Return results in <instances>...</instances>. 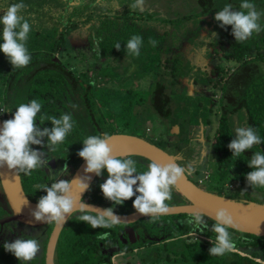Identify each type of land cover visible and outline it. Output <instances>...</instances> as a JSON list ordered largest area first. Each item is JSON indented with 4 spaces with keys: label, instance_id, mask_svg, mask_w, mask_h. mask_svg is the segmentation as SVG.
<instances>
[{
    "label": "trees",
    "instance_id": "1",
    "mask_svg": "<svg viewBox=\"0 0 264 264\" xmlns=\"http://www.w3.org/2000/svg\"><path fill=\"white\" fill-rule=\"evenodd\" d=\"M61 1L57 0V4H43L44 7H39L35 3V0H0V6L12 3H24L26 8L21 14L28 19L31 25V31L26 42V47L31 55V61L27 66L23 68L12 67L4 54H0L2 55V59H0V108L3 109L2 114L0 113V120L11 119L16 107L21 103H28L33 99L38 100L42 104L41 112L37 114L36 118V124L41 129L52 127L47 121H44V124L41 125V116L46 115L59 118L64 113H70L74 120V127L67 135L65 141L54 146V150H52L53 152H61L62 160L68 165L71 164L72 171L65 179L68 180L73 171L83 161L78 157L77 153L82 149V142L88 135H103L107 133L110 136L113 134H127L144 139L136 135L135 131L133 132L137 123L136 119L141 114L145 115V117H142L145 131L150 130L148 127L150 124H147L150 115L154 117L159 116L162 120L169 121L168 123L172 126L176 125V120L172 122L169 119L172 116L179 115L180 111H184L183 107L189 105L191 96L187 97L185 94L176 95L177 93L174 89L180 78H189L193 80L194 84L200 83L207 88L214 89L219 94L218 99H214L213 96L202 95L192 98L194 101H197V111L200 108L205 114L211 113V118H214L216 121V128L214 132L213 130L211 131L213 136L210 144V153H208L215 162L214 173L224 188L228 184H234L232 186V196H225L221 193L216 194L230 200L264 204V187L256 186L251 188L247 185L245 179L247 173L252 170L247 166V160L251 158L253 152L260 150L264 153V71L262 70V66H264V31H261L259 34L254 33L248 40L239 42L235 41L231 35V26L221 28L218 22L215 21L218 30H215V35L211 37L213 42L215 41V44H212L211 47L196 48L201 52L198 58L192 59L190 54L192 48L185 46L182 49L171 48L164 43L166 34L155 33L156 35L150 38L146 30L136 29L137 32L134 31L133 35L142 37L141 48L150 46L152 49L158 51L156 54V58H158L157 62H155V58L150 63H147L148 72L143 73L145 75L143 76L144 78H149V76L154 78L155 82L151 80V84L155 86L151 94L142 100L140 93L135 96L134 93L129 94V91H125V95H119L120 91L118 89L113 88L111 84H102V80H98V78H108L111 75L110 73L117 76L123 74L122 72L99 71V67L106 64L101 65L103 61L117 60L116 58L120 56V50L112 51L115 57L106 55L104 46V42L106 41L103 38V33L115 32L117 25H112L114 28L112 29L103 20L107 18L102 14H98L96 17H88L79 23L77 19L79 14H74L67 4L62 5ZM233 1L224 0L221 7ZM235 1L239 4L242 2V0ZM252 1L250 0V2ZM233 10H240L239 6H233ZM3 14L0 11V16ZM60 15L61 18H59ZM187 19L180 16L178 17L179 23H176V32L180 35L185 34L184 39L186 40H188L187 32L184 33L180 28L182 25L185 26V29L188 28ZM84 23H89L88 29H93V31L86 33ZM94 23L97 24L94 26L92 25ZM112 23H115V21L110 22V24ZM261 23L264 25V18H262ZM142 32L147 37L143 36ZM0 33H2V26H0ZM84 34H87V39L83 36ZM113 35L120 38L119 33H113ZM69 39H72L76 45V49L74 48V50L78 53L81 52V55L86 59L83 62L84 66L79 70L73 69L74 66L71 58L67 57L64 53V47L68 45ZM153 39L158 42L156 47H153L150 43V40ZM127 41L123 43L113 39L107 40V42L114 45L119 43L122 47ZM144 44L146 46H143ZM208 49H211L212 52L207 51ZM159 51L160 54L158 55ZM145 53L141 51L140 55ZM184 56H187L186 61ZM176 58L178 61L175 60ZM203 60L209 66H214L213 68L210 67L209 75L202 72L200 64ZM177 66L180 68H177ZM190 73L191 75H189ZM102 88L105 90L97 93V90ZM105 95L109 96L112 108L103 111L100 107L103 101L99 102L97 96L104 98ZM121 98L125 100L122 101ZM73 105H75V108L72 107ZM122 105L123 108L121 109ZM238 120L241 124L246 123L248 126H252L261 138L262 143L254 145L251 150L245 151L240 156H232V152L227 146L234 138V127ZM211 124L207 120V126ZM191 127V124L186 125V129H190ZM199 127H202L204 131L202 124L194 127L192 130L198 131ZM149 143L162 150L164 149L155 142ZM177 150L180 151L178 148ZM129 157L138 162L136 165L138 172L147 170V166L151 163L141 157ZM195 172L197 173L198 171ZM32 175H34L32 177L33 180L28 181L27 184L33 182L40 184L45 181L42 179L43 175L38 173V170H33ZM106 179L107 176L105 177ZM201 179H198V184H200L199 181ZM100 182L103 183V181ZM202 183H204L203 179ZM198 184L195 185L198 186ZM98 190H100L99 187ZM242 191L244 192L243 194H261L263 200L255 201L251 198L243 200L241 197ZM92 192L96 195L94 191ZM99 196L101 199H105L101 191L99 192ZM97 198L94 199L95 205L104 208L113 207L116 214L126 215L135 211L132 207L135 196L125 201L122 205H113L108 200L103 201L105 205H98L103 202ZM37 201L35 199L32 202L37 204ZM166 203L169 206L187 204L182 197L175 193L174 189L172 199L166 201ZM80 214L78 211L71 215L62 231V237L58 246L60 264H64L62 262L64 253L62 252L61 254L60 245L64 249V231L68 224L72 222L76 225L79 223L82 227L76 231L75 237L77 239L65 242L67 256L71 258L66 264H103L106 261L108 264H111L109 257L105 258L100 254L92 253V251H97L98 242L101 241V234L108 232L110 237H114L116 228L121 229L125 224H117L115 225L117 226L116 228L92 229L88 226L86 229L83 226L87 224L80 222L78 219ZM160 218L157 217V219ZM168 218L174 221L172 223L173 229L169 230V235L166 234L163 245L142 252V256L140 257L141 264H256L255 257L258 256L262 259L261 255H264L263 237L240 233L228 228L235 243V251L238 252L229 251L222 256H210L208 252V249L212 246L210 240H214L216 235L210 231L212 224L215 223L214 221L204 216L208 223V229L203 233H196L191 228L192 226L185 222L191 216L176 215L168 216ZM141 220H146L144 223L148 227L149 233L154 237L162 236L161 233L167 226L166 222H161L158 225V221H154L156 218H144ZM141 220L140 222H142ZM179 220H184L183 225L178 224ZM127 233L129 236L131 235L130 231ZM190 234L202 236L209 240V242L199 239L189 241L186 238ZM184 236L186 238L182 240ZM170 239L174 242L180 240L179 244L181 243V245L179 248L176 247L168 251L165 242ZM145 241L147 240L145 239ZM147 243L130 245L131 249L129 251L134 248L143 247ZM152 244L155 245V243H149L146 245L147 248ZM239 252L244 253L246 256L240 255ZM75 254L77 255L76 258L74 257Z\"/></svg>",
    "mask_w": 264,
    "mask_h": 264
},
{
    "label": "clouds",
    "instance_id": "2",
    "mask_svg": "<svg viewBox=\"0 0 264 264\" xmlns=\"http://www.w3.org/2000/svg\"><path fill=\"white\" fill-rule=\"evenodd\" d=\"M146 0H134L129 5L132 10H142ZM119 7V6H117ZM26 8L22 2L0 6L4 14L0 16V53L8 59L12 67L23 68L31 61V55L26 47L31 25L21 13ZM240 10H233L231 4L215 13L214 19L221 28L231 26V35L235 41L244 42L254 33L264 31L261 21L264 11H258L256 5L250 0H242ZM213 35H215L213 33ZM208 38V37H205ZM153 47L157 46L156 40H150ZM142 46V37L132 36L125 47L130 55L139 56ZM121 44L117 43L115 49L120 50ZM75 108V105L72 106ZM42 104L33 99L28 103H21L15 108L12 118L0 124V168L15 169V175L23 173L31 175L33 170L48 164L45 159L47 153L33 149V145L47 147L54 150V146L63 143L74 127V120L70 113H64L59 118L55 116H41L40 124L49 122L52 127L40 128L37 126V114L41 112ZM234 138L228 144L232 156H240L245 151L251 150L254 145L262 143L261 138L252 126L241 124L239 120L234 127ZM46 138V143H45ZM112 137L107 133L103 135H88L82 142V149L77 155L85 162V177L72 180L57 179L50 186L36 185L37 190H42L46 195L41 196L31 216L37 222L56 223L63 225L73 212L79 211L78 219L92 229L111 228L123 221L116 215L113 207L95 208L86 204L81 194L89 189L87 174L94 173L97 177L104 172L107 179L99 185L105 199L113 205H122L125 201L135 196L132 207L141 216L151 219L170 211L166 201L172 199L174 186L191 174V167H182L179 163L167 164L150 163L147 170L138 172L137 162L130 158L114 155L110 142ZM247 166L252 169L245 179L249 187H264V153L260 150L253 152L247 160ZM67 172V167L63 169ZM134 186H136L134 188ZM73 189L78 197L72 195ZM244 192L242 191L241 194ZM204 213L194 211L191 218L186 221L194 231L203 233L208 229ZM215 220L210 229L215 233L212 246L208 249L210 256H222L226 252L235 251V243L228 231L233 226V217L225 208H219L214 216ZM108 233L101 234L105 239ZM4 250L11 253L20 264H28L36 258L40 251L39 241L34 237L17 238L13 242H5ZM256 264H264V259L255 257Z\"/></svg>",
    "mask_w": 264,
    "mask_h": 264
},
{
    "label": "rangeland",
    "instance_id": "3",
    "mask_svg": "<svg viewBox=\"0 0 264 264\" xmlns=\"http://www.w3.org/2000/svg\"><path fill=\"white\" fill-rule=\"evenodd\" d=\"M92 0H90L91 2ZM98 1V0H97ZM74 0H62L60 3L62 5H64L65 3L67 4V6L71 9V11L74 14H79V16L77 17L79 23L81 19H86L88 18L91 14H88L87 11L89 12L91 9V4L89 2V0H77L76 2H74ZM85 2V3H84ZM110 9L111 6L116 8L117 5L119 4L120 7V3H123L124 1L122 0H108ZM134 1L132 0H127V6H128V10L126 12H124L123 15H121L120 20H118V15L117 12L115 10H109L110 13L113 15V19L112 20H108L109 24L108 26H111L112 29H114L112 27V25H117V29L116 31L119 32H109V33H103V38H104V46H105V51H106V55L110 56V57H115L112 54V51H117L115 49V45L111 44L109 42H107V40L109 39H113L115 41H121V42H125L127 40H129L133 35V32H137V28L134 24H130V22L132 21V17H134L135 13H138V10H132L129 5L131 3H133ZM35 3L40 7H44V5H53V4H57V0H35ZM84 3V4H83ZM89 3V7L86 11H84V13L82 12V10L84 9L83 5ZM44 4V5H43ZM83 4V5H82ZM103 5H104V0H103ZM95 4L92 5V8L94 9ZM47 7V6H46ZM64 7V6H62ZM59 7V8H62ZM98 7V6H97ZM150 8L151 7V3L150 2H146L145 3V8ZM119 9V8H118ZM71 12V13H72ZM72 13V14H73ZM102 12H99V15H101ZM119 14V13H118ZM149 16L153 19L155 17L154 13L149 14ZM59 18H61V15L59 16ZM103 19V18H102ZM82 21V20H81ZM111 21H115V23L110 24ZM122 23V25L125 26L126 30L120 31L119 28V24ZM97 23H94L92 25H96ZM85 26V32L89 33V31H93V29H88L89 25L87 23H84ZM146 31L148 32V37H152L153 35L155 36V32H153L152 28H148L146 29ZM113 33L115 34H120V38L118 36L113 35ZM143 33V32H142ZM86 39H87V34L83 35ZM143 36L147 37L144 33ZM128 42V41H127ZM126 42V43H127ZM125 44H123V47H120V51H119V57L116 58L117 60H106L103 61L101 63V65L105 64L104 66H100L99 71L102 72H122L123 74L120 75H115L113 73H110L111 75H109L108 78L104 79V78H98V80H102L101 82H103L102 84H111L113 86V88L115 87L116 89H118L119 95L122 94H126L125 91H129V94L134 93L135 96L138 95L140 93V96L143 99H146V96H149L151 94V91H153L154 86L152 85V81H154L153 77L149 78H144L143 76H145V72H148V66L146 65L147 63H150L152 60H154L157 56V52L156 49H152L150 46L147 47H142L140 49L141 51L146 52L143 55H139V56H135V55H130L125 47ZM103 46V47H104ZM143 46H146L145 44ZM74 48L76 49V45L74 44V42L72 41V39H69L68 41V45L64 47L65 51L64 53L66 54L67 57L71 58V62L73 64V69H77L79 70L81 67L84 66V61L86 60L82 55L81 52H77L74 50ZM155 50V51H154ZM207 51H209L210 53L212 52L211 49H208ZM194 51L192 50V53ZM112 54V55H111ZM160 54V51L158 53V55ZM149 57V58H148ZM66 58V57H65ZM157 59H155V62H157ZM58 60V59H57ZM100 60V59H99ZM173 60V58H172ZM176 61H178V59H175ZM102 61V60H100ZM174 61V60H173ZM175 63V61H174ZM202 72H204L205 74L209 75V71H210V67L213 68L211 65L209 66L206 61L203 60V62H201L200 64ZM177 68H180L179 66H177ZM262 70L264 71V66H262ZM75 71V70H74ZM193 71V70H192ZM191 71V72H192ZM197 71V70H195ZM77 73V72H76ZM144 73V74H143ZM114 76H113V75ZM142 79V80H141ZM100 82V84H101ZM155 82V81H154ZM99 83V81H98ZM150 84V87H149ZM152 85V86H151ZM105 89H99L97 90V93L99 92H103ZM174 91L178 94H185L187 95V97H190V102L188 106L183 107L184 111H180L179 115H175L172 116L169 120L170 121H174L176 120L177 124L180 125H174V126H178L179 127V132L175 133V131L173 130V127L170 123H168L169 121L167 120H162L159 116H149V121H147V124H150L149 127V131H145V126L143 124V119L142 117H145L144 114H141L137 117L136 121V125L135 128L133 129V132L135 131L136 135H139L141 137H143L145 140L149 141V142H155L159 145H161L162 148H164L163 150H165L168 154L171 155H175V157L177 158V162L185 168H188L189 166L191 167L192 171H191V175H189V179L191 182H193L194 184H198L197 181L198 179L202 178L204 183H200L198 184L199 188L211 192V193H221L224 194L225 196H232L233 195V188L232 186H234V184H228L226 185V188H224L222 186V183L219 181V179L217 178V176L214 173V169H215V162L213 161L212 157L210 154V144H211V140H212V136L213 133L211 132L213 130H215L216 128V121L214 118H211V113H203V110L199 108V111L196 110V103L197 101H194V97H199L198 95H202V96H213L214 99H218L219 94L217 92H215L214 89L210 88V87H205L200 83H195L193 82L192 79H181L178 80V82L176 83L175 89ZM97 100L99 102L103 101L102 105H100L101 110L106 111L111 109V104H110V100H109V96L105 95L104 98H100L99 96H97ZM197 99V98H196ZM121 100H125L122 99ZM176 100V98H175ZM204 104V102H202ZM202 104V105H203ZM192 105V106H191ZM202 107V106H201ZM121 109L123 108V105L120 107ZM0 113L2 114V110L0 108ZM197 118V119H196ZM197 120V122H196ZM207 120L210 121V123H212L210 126H207ZM191 124V128L190 129H186V125ZM200 124H202L204 126V131L200 129V127L198 128L199 130L195 131L192 130L194 129V127L199 126ZM209 127V128H208ZM208 128V129H207ZM207 129V130H205ZM192 130V131H191ZM129 132H131L129 130ZM204 137V138H201ZM176 148V149H175ZM180 149V151L177 150ZM124 158H130L131 157H124ZM135 160V159H134ZM136 161V160H135ZM138 163V162H137ZM195 171H198L197 173ZM102 175H105V177L107 176L106 172H104ZM101 175V176H102ZM101 176L97 177L96 181L94 182L92 191L95 192L96 195H94L95 198L99 199L101 202H103L104 200L107 199H101V197L99 196V192L100 190H98V187L100 184H102V182H100ZM102 181L104 182L105 180L102 179ZM49 183L52 184L51 181H49ZM136 186H134L135 188ZM100 189V187H99ZM242 199H253V200H257V201H262L263 198L261 196V194H242ZM105 205V204H104ZM72 221V220H71ZM142 222L140 223H144V221L146 220H141ZM154 221H158V225L161 222H166L167 226L163 229L161 235L165 236L166 234L169 235V230L172 228L173 229V225L172 223L174 221H172L170 218H168V216H161L160 219L154 220ZM187 221V219L185 220V222ZM184 220H179L178 224L183 225ZM79 225V226H78ZM78 225H76L74 222L69 223L68 226L66 227V230L64 231V237H63V245H64V249L62 248V245H60V251L61 254L62 252L64 253V256H62V262L64 264L68 263L71 258L67 256V250H66V246H65V242L67 240L73 241L75 239H77V237H75L77 234L76 231L80 230L82 227L79 223ZM86 229L88 228V225L83 226ZM116 228L117 226H113L112 228ZM129 230H131V228H129ZM186 238V236L182 237V240ZM186 239H189V241L193 240V239H199V240H205L208 241L206 238L202 237V236H198L197 234H190V236ZM159 244L163 245L162 242L163 240H158ZM180 240H177L176 242L169 240L167 242H165V244L167 245V249L168 251L173 250L174 248H179V246L181 245V243L179 244ZM62 244V243H61ZM157 244V245H159ZM173 244H177V245H173ZM159 245V246H161ZM154 245L149 246L148 248H146L145 250H139L137 253L132 252V255H117L114 256L110 259L111 264H141L140 263V257L142 256V252L146 251L147 249H151L153 248ZM64 250V251H63ZM233 252H238V251H233ZM240 255L242 256H246L244 253L239 252ZM75 258L77 257V255L75 254L74 256ZM74 258V259H75ZM261 258L264 259V255H261Z\"/></svg>",
    "mask_w": 264,
    "mask_h": 264
},
{
    "label": "flooded vegetation",
    "instance_id": "4",
    "mask_svg": "<svg viewBox=\"0 0 264 264\" xmlns=\"http://www.w3.org/2000/svg\"><path fill=\"white\" fill-rule=\"evenodd\" d=\"M76 1L77 0H74V2ZM122 1L124 2L120 3V7L114 8L111 6V9L117 12L116 15H118V20H120L121 15H123L124 12H126L129 9L127 6V0H122ZM146 2H150L151 7L138 10L139 12L135 13L134 17H132L131 19L132 21L130 22V24H134L135 22L137 29L146 30L148 28H152L153 32L157 34L158 33L162 35L166 34V39L164 43L170 46L171 48L182 49L183 46H185L188 48H192L193 51L196 50V52L192 54L191 56L192 59L198 58V55L201 52L197 50L198 48L211 47L212 44H215V41L213 42V40L211 39V37L213 36V33L218 30L217 24L214 20V16L217 11L223 8L221 6L224 3V0H146ZM252 2L256 5L258 11H264V0H253ZM109 3L110 2H108V0H104V5H103V0H98V1L92 0L90 2L91 9L89 12L87 11L88 14H91L89 17H92V16L96 17L99 14V12H102V15H104L107 18V19L104 18L103 20L109 24L108 20H112L114 18L113 15L109 11L111 10ZM93 4H95L94 9L92 8ZM229 4H231L232 6H236V7L240 5L235 0ZM88 5L89 3L83 5L84 7V9L82 10L83 13L88 8H90ZM117 6H119V4ZM151 13L155 14V17H154L155 20H153L149 16V14ZM176 15H180L181 17L188 18L187 19L188 28L185 29L184 25H182V27L180 28V30L183 31L184 33L187 32L186 34L188 36V40L184 39L185 34L180 35L176 32L177 31L176 23H179L178 17H180ZM81 20L83 21L84 19H81ZM87 24L90 25L89 23ZM119 28H120V31L126 30L125 26L122 25V23L119 24ZM205 37H208V38H205ZM191 58L190 60L193 63ZM0 59H2V55H0ZM186 60H187V56L185 57V61ZM189 75H191V73ZM181 79H187V78H181ZM32 147L34 150L43 151L47 153L45 156V159L48 160V164H45L43 167L36 169L38 170L39 174L43 175L42 179L45 180L44 182H41L40 184L50 186L51 183H49V181L53 183L58 178L65 180L69 176V174L72 171L71 169L72 167H71V164L68 165L66 162L62 160L61 152H56V151L53 152L52 150H48L47 147H40L36 145H33ZM65 166L67 167V170H69L68 172L63 170ZM74 172L75 171H73V174ZM73 174L69 177L68 180L72 178ZM19 176H20L23 191L26 197L31 202L35 199L38 200L43 195H46L44 191L37 190L36 188V185H38L37 182L27 184L28 181L33 180L32 177L34 175L32 174L25 175L23 173H20ZM96 179H97V176L92 181V183L89 185V189L86 190L85 194L81 198L86 204L95 205V201H94L95 197L92 192V188H93V185ZM102 179L105 180V175L101 176L100 181H102ZM104 204L105 202L100 203L98 205H104ZM11 215L12 213L10 211L9 206L5 202L3 192L0 186V221L10 217ZM70 217L66 221L65 225L68 223ZM65 225L60 231V234L56 241V245H55L54 253H53V264H60V261L58 258V246H59V243L62 237V231ZM54 226H55L54 222L48 223V224H45L39 227L28 226V225L22 224L17 221H8L3 224H0V264H20V262L11 253L6 252L4 250L3 245L5 242L11 243L17 238H21V237H24V238H29V237L34 238L35 237L39 241V244H40L39 253L37 254L36 258L28 262V264H46L47 244H48V240H49V237L51 235V232ZM129 228H131L132 230V235L130 236L127 233L128 231H131L129 230ZM165 236H158V237L155 236L154 237L153 235L149 233V229L146 226V224L140 223V220H139L134 224L124 225L123 227H121V229L116 228V234L114 235V237H110L108 234L105 239H101V241L98 242L97 251L96 252L92 251V253L100 254L104 256L105 258L109 257V261H110L112 257L117 256V255H126V254L132 255V252L137 253L139 250H145L147 248L146 245H148L149 243H155L153 248L157 246L159 247V245L161 244H159L158 240H164ZM145 239L147 241H145ZM143 243H147V244H144L145 246L143 247L134 248L131 251H129V249H131L130 245H138V244L141 245ZM160 243L163 244V241ZM103 264H108V263L106 261Z\"/></svg>",
    "mask_w": 264,
    "mask_h": 264
},
{
    "label": "water",
    "instance_id": "5",
    "mask_svg": "<svg viewBox=\"0 0 264 264\" xmlns=\"http://www.w3.org/2000/svg\"><path fill=\"white\" fill-rule=\"evenodd\" d=\"M0 124H2L1 120ZM173 130L175 133H178L179 127L174 126ZM110 136L112 137L110 146L114 155L122 158L137 156L144 158L151 163L154 162L158 164H167L172 162L177 163V158L175 156L168 154L166 151L149 143L145 139L127 134H113ZM84 169L85 162L82 161L70 180L77 177H85ZM189 175L190 174H186V178L181 179V181H179L173 188L175 193L182 197L187 204L169 206L170 211L168 213L161 214L158 217L176 215L191 216L194 211H199L204 213L205 217L215 222V220L210 217L214 216L217 209L225 208L231 214L234 221L233 226L229 229L264 238V204L230 200L225 197L218 196L217 194L205 191L191 182ZM87 177L88 184L90 185L96 175L94 173H89L87 174ZM0 186L5 202L9 206L12 213L10 217L1 220L0 224L8 221H17L33 227L48 224L44 222H37L31 216V212L35 209L36 203L31 202L26 197L21 185L20 176L15 175V169L9 170L6 166L0 168ZM85 192L81 194L80 198L83 197ZM72 195L74 197H78V193L74 189ZM88 205L103 209L97 205ZM71 215H69V217ZM116 215L123 219V221L119 224L125 225L134 224L141 219L149 218L147 216H141L135 211L126 215ZM65 223L63 225L55 223L47 244L46 264H53V253L56 241ZM130 234L132 235V230L130 231Z\"/></svg>",
    "mask_w": 264,
    "mask_h": 264
},
{
    "label": "crops",
    "instance_id": "6",
    "mask_svg": "<svg viewBox=\"0 0 264 264\" xmlns=\"http://www.w3.org/2000/svg\"><path fill=\"white\" fill-rule=\"evenodd\" d=\"M195 52H196V51H194V52L192 53V51H191V53H190V54H191V56H192V54H194ZM200 129H201V127H200Z\"/></svg>",
    "mask_w": 264,
    "mask_h": 264
},
{
    "label": "built area",
    "instance_id": "7",
    "mask_svg": "<svg viewBox=\"0 0 264 264\" xmlns=\"http://www.w3.org/2000/svg\"><path fill=\"white\" fill-rule=\"evenodd\" d=\"M199 183H202V179L199 181Z\"/></svg>",
    "mask_w": 264,
    "mask_h": 264
}]
</instances>
